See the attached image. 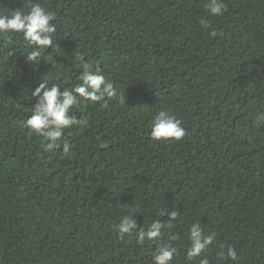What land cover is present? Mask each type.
<instances>
[{
  "label": "trees",
  "instance_id": "1",
  "mask_svg": "<svg viewBox=\"0 0 264 264\" xmlns=\"http://www.w3.org/2000/svg\"><path fill=\"white\" fill-rule=\"evenodd\" d=\"M222 2L214 16L207 0H0L56 26L34 62L22 35L0 34V264H153L162 246L171 264H264V0ZM85 62L116 95L77 98L68 115L86 123L63 131L67 154L46 151L23 126L32 92L74 87ZM160 110L183 138H150ZM153 222L159 240L138 243ZM193 225L213 242L188 260Z\"/></svg>",
  "mask_w": 264,
  "mask_h": 264
},
{
  "label": "clouds",
  "instance_id": "2",
  "mask_svg": "<svg viewBox=\"0 0 264 264\" xmlns=\"http://www.w3.org/2000/svg\"><path fill=\"white\" fill-rule=\"evenodd\" d=\"M206 8L212 15H222L225 10V4L222 0H207ZM55 19L53 13L45 11L39 4H32L28 11L9 10L7 13H0V34L16 33L22 35L26 44L33 48L27 58L29 61H39L41 50L53 47V34L56 26L51 22ZM82 59V58H80ZM84 69L80 77V83L72 88H61L53 84L48 86L47 82H42L34 89L32 95L38 97L37 103L31 110V115L23 122V126L39 134L43 140H50L44 146V149L51 150L63 144V152L68 153V143L61 141L62 133L72 125H83L86 120L77 121L75 116H69L70 110L77 105L78 99L83 98L86 101L95 103L103 100L105 97L112 98L116 95L115 88L111 82L106 81L105 77L99 72L92 71L88 63H82ZM257 124L264 123V111L256 113ZM150 138L153 141L168 139L180 140L184 137L185 131L180 126L178 120L169 112L160 110L153 118L150 125ZM59 141V144L56 142ZM105 147V145H101ZM174 219L176 213L171 214ZM134 225L128 219H124L118 226L119 236H130L129 229ZM163 227L159 222H153L146 229L138 232L136 239L138 243H143L145 239L153 241L159 240L161 236L160 229ZM200 227L193 225L190 228L192 243L186 249V258L199 256L213 242V236L207 235L201 237ZM220 256L226 255L232 260L237 259V253L234 248H227L219 253ZM174 257V249L168 246L159 247L152 255L153 264H171ZM200 264H209L208 259L200 260Z\"/></svg>",
  "mask_w": 264,
  "mask_h": 264
}]
</instances>
